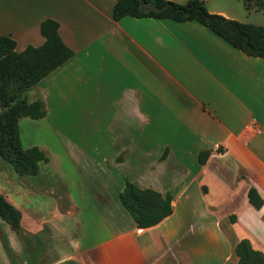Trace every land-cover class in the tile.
<instances>
[{"label":"crops","instance_id":"1","mask_svg":"<svg viewBox=\"0 0 264 264\" xmlns=\"http://www.w3.org/2000/svg\"><path fill=\"white\" fill-rule=\"evenodd\" d=\"M114 2L0 0V35L11 38L16 51L42 44L39 22L45 18L57 22L61 41L73 51L29 89L27 102L42 100L45 113L18 119L21 146L45 153L53 140L70 153L66 136H76L78 153H95L88 172L57 176V189L47 183L41 192L31 191L35 200L42 194L51 198L50 208L27 213L15 205L18 228L0 219V264H216L212 226L198 232L188 211L182 215L175 208L178 197L187 200L190 182L196 206L203 207L199 220H211L221 203L229 207V200H242L229 224L232 247L246 238L264 254V58L245 55L195 20H113ZM46 100L88 105L76 119L53 125ZM28 123H45L53 139L35 142ZM99 123L104 129L86 141ZM201 151H208L202 164ZM121 176L169 193L171 213L137 227L118 201ZM19 185L0 171L6 201L26 195ZM249 186L263 200L258 209L247 202ZM198 233L209 240L201 242L208 251L200 259ZM216 240L225 244L222 234Z\"/></svg>","mask_w":264,"mask_h":264},{"label":"trees","instance_id":"2","mask_svg":"<svg viewBox=\"0 0 264 264\" xmlns=\"http://www.w3.org/2000/svg\"><path fill=\"white\" fill-rule=\"evenodd\" d=\"M244 8L264 10V0H242ZM168 18L173 21H198L215 35L247 56L264 58V26L240 22L218 13L208 12L201 0L177 3L172 0H115L112 19L123 16ZM56 21L45 18L39 22V33L44 38L39 46L27 45L23 50L14 49L15 42L0 35V160L17 176H33L38 165L46 162L45 153L37 146H21L17 121L20 117L39 119L44 116V104L36 99L27 102L25 92L40 79L62 65L73 51L60 39ZM208 151L197 154L202 164ZM118 192L120 205L139 228L152 226L171 213V196L150 188H140L126 177H121ZM247 202L258 209L263 200L256 189L249 186ZM21 213L0 194V219L14 228L19 227ZM235 264H264V254L253 249L246 238L239 239L232 247Z\"/></svg>","mask_w":264,"mask_h":264},{"label":"rangeland","instance_id":"3","mask_svg":"<svg viewBox=\"0 0 264 264\" xmlns=\"http://www.w3.org/2000/svg\"><path fill=\"white\" fill-rule=\"evenodd\" d=\"M182 1H186V0H182ZM201 1H203V5L206 8V10L222 11V13H225L228 17H231L232 19H235L237 21L245 22V23H254L257 25L264 26V10H261L256 7H251L247 11L243 6L242 0H201ZM28 91L25 92L26 99H28L29 97ZM26 101H30V100H26ZM46 102L49 108L50 116L53 120V125H61L62 119L64 120H66L67 118H69L70 120L76 119L77 115H80L86 108V105H88V100H46ZM109 111H110V106H106V111L104 116H107ZM85 112L87 113L86 110ZM28 125L30 126L28 132L31 138L35 142L53 139L51 137H48L51 134L46 133L47 130L45 123H34L31 125L30 123H28ZM96 125L99 126L93 125L91 127L90 129L91 136H88L86 138V141L88 139L93 138V133L95 131L101 132L102 129H104L103 123H99ZM66 137L69 140V142L67 145H65V147L68 148V151H70V153H63L59 148L56 147V145L53 146L54 143H52L53 140H51L50 143L51 145L47 147L52 151L45 152L47 161L39 163L38 172L33 176H17L5 162L0 160V171L3 172L4 174H7L10 178L16 179V183L20 184L19 186H21L24 190L22 194H26L25 196H23V195H18L19 193H17L15 198L13 197L12 201L14 202H9L16 209L19 210V208L15 205H20V207L28 213L31 208L42 209V210H46L50 208V206H52L54 203V201L51 198H46V196L42 194L43 197L39 198L38 200H35L32 197L34 193H32L31 191L41 192L42 189H44L47 186V183H55L53 184L52 187L57 189V185H56L57 176L61 177L64 174L67 178L72 179L74 177H78L80 174H84V172H88L85 168L89 166L88 163L90 165L93 164L92 161L95 157V153L93 152L84 153V154L78 153L76 146L79 145L78 142L79 138H76V136H70V137L66 136ZM28 142L29 140L27 139L26 143ZM87 144L89 143L87 142ZM120 156H122V154L119 155V157L117 158L120 159ZM161 157H163V155ZM194 178L196 177L194 176ZM185 181L188 182V180ZM190 184L191 182L185 186L186 188L188 187L187 200L184 201L183 197H178L177 206L175 205V208L178 209V212H180V214H182L185 211H188L186 213L187 216L190 214L189 216L191 220L190 226L192 225L193 228H196L198 232H203V231L207 232L213 228L214 263L235 264L236 258L233 256L232 248H231L233 242L235 241V234L229 224L233 220L236 221V216H233L235 214L233 208L241 204L242 200L240 199L229 200L227 202L229 204V207H225L224 206L225 204L221 203L213 208L214 211L211 220L210 218L199 220L197 218V213L202 212L203 207L196 206L197 204H195V201L193 199V194H192L193 192H191L192 190ZM204 190H205L204 186L199 187L200 192H204ZM203 201H205V199H203ZM199 202L202 201L200 200ZM179 218H182V216L179 215ZM180 221L181 219L179 220V222ZM219 234H222V236L225 238V244L224 243L219 244L216 242L217 241L216 238H218ZM182 239L183 240L186 239V236L184 238L182 237ZM207 241L209 240L206 239V236L202 235L201 233H198L199 248L197 252L199 255V259L201 258V255L204 256V253H207L208 251L206 250V248H202L204 246V244L202 243H205Z\"/></svg>","mask_w":264,"mask_h":264}]
</instances>
